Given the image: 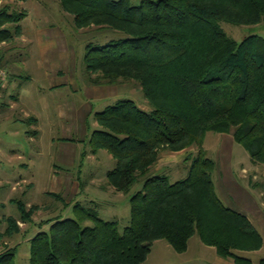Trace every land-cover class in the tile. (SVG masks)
I'll return each mask as SVG.
<instances>
[{
	"label": "trees",
	"instance_id": "16d2710c",
	"mask_svg": "<svg viewBox=\"0 0 264 264\" xmlns=\"http://www.w3.org/2000/svg\"><path fill=\"white\" fill-rule=\"evenodd\" d=\"M59 1L75 27L124 34L85 45L86 80L99 85L135 80L152 109L119 98L95 113L99 128L89 138L92 151L105 149L115 160L106 173L110 186L128 193L140 184L129 199L130 224L119 232L116 220L76 203L74 218L46 219L48 231L30 238L29 264H142L153 241L165 239L183 252L193 234L217 254L251 264L236 252L259 248L261 234L219 198L212 179L215 162L203 140L208 131L231 133L252 162L264 163V37L237 41L218 23H264V0ZM19 13L0 9V41L21 32L18 22L25 12ZM6 21L15 24L13 31L2 27ZM192 145L197 151L184 159L189 163L182 178L171 182L165 173L150 174L161 151ZM13 201L19 219L6 217L0 241L18 233V220L30 221L38 209ZM86 220L91 224H83ZM14 249L0 252V264H14Z\"/></svg>",
	"mask_w": 264,
	"mask_h": 264
},
{
	"label": "rangeland",
	"instance_id": "374dc122",
	"mask_svg": "<svg viewBox=\"0 0 264 264\" xmlns=\"http://www.w3.org/2000/svg\"><path fill=\"white\" fill-rule=\"evenodd\" d=\"M139 2L140 0H130L131 4H138ZM0 9H4L11 15H16L21 11L28 13V18L26 17L23 21L27 30L42 25L49 27L46 22L54 23V27L57 29V33L54 34L55 40L60 43L61 40L65 39V44L54 45L57 50L65 48L64 51H54L52 56L46 54L47 48L42 43L37 51L35 46L31 47L17 42L15 36L8 39L7 44L2 46L3 50L10 47L5 56L9 60L11 72L19 74L28 72L30 74L29 80L31 81L23 78L22 82L26 81L24 83H27V89H31L32 107L39 112L41 108L47 107V112L51 114V121L44 120L41 123V133L35 145L38 155L32 157L37 169V177L27 181L32 183L31 186L27 187V183L22 181V185L15 190L11 189V185L8 184L0 188V201L4 202L3 210L1 208L0 210L5 214L0 217V232L4 231L7 226L6 217L15 216L19 218L18 210L15 204L9 202V198L22 199L24 202L38 206V209L30 215V221L20 220L18 233L4 237L0 241V252L8 245V247L15 248L14 264H29V238L39 231H48L49 223H44L48 218H74L73 206L76 203L83 207L94 208L98 216L105 220H116L119 232H122L124 227L130 224L129 199L139 189L140 184H134L128 193L116 191L108 184L106 178L107 171L115 165V160L111 154L105 149H98L93 151L97 158L89 159L90 153H85L86 151L90 152V149L92 151L86 139L87 133L89 132L90 135L92 130L99 128L98 125H92L94 124L92 114H87L88 105L85 102L87 101L85 97L97 95L98 91L103 89L102 91H107L111 98L133 100L140 109L146 112H150L152 106L144 96L139 83L135 80H119L115 85H106L104 88H94L97 86H91L92 84L86 80L83 62L85 45H99L110 40H116L124 36L122 31L95 25L77 28L74 25L73 15L62 8L59 0H0ZM39 13L45 16L37 17L36 14ZM218 23L229 37L237 41L252 34L264 37V23L235 25L222 20ZM14 25L12 21H6L2 27H7L13 31ZM51 39L53 38L50 37ZM40 41H42L41 37ZM46 57H49L50 64L53 66L62 65L61 57L68 58L66 64L68 84L64 91L59 92L62 95L52 94L47 89L37 90V86L41 85V82L46 83L44 75L45 70L48 69ZM38 61H40L42 68L38 66ZM46 77L47 80H50L55 76ZM91 89L92 91H90ZM111 98L109 104L113 103ZM72 102L74 105L76 104L77 108H74L76 112L72 114V121L66 122L70 116L57 115L56 106L58 108L59 103ZM102 108L104 107L97 106L94 110H102ZM58 110L60 113L59 108ZM40 114L45 115L46 110L41 111ZM80 122L82 126L79 125ZM84 122L85 124H83ZM88 128H90L89 131H87ZM216 135L218 134L210 132L205 144L208 148L206 155L216 163V167L212 171V179L219 197L224 200L225 193L232 191L240 203L264 204V163L252 162L248 151L240 143L235 142L233 152L235 172L233 178L227 176L225 164L227 157L231 155V142L233 140L229 133H224L220 144L218 138L216 140L213 138ZM51 138L53 142H51ZM63 138H75V140L64 141ZM56 165L60 167L58 175L53 172ZM242 166L246 168V172H242ZM81 169L83 172L78 174ZM185 171V162L182 157H179L177 162L171 165V169L159 173L167 174L169 180L173 182L182 178ZM153 173L154 165L150 168V174ZM107 185L111 187L108 190L99 188ZM46 191L57 192L62 198L53 197ZM26 208L28 209L29 206ZM83 224L90 225L91 221L86 220ZM4 241H7V244ZM187 246L183 252H177L165 239H157L153 241L146 257L147 260L145 259L146 261L144 260L142 264H190L196 251L205 253L212 263H216V259H219L214 247L202 243L197 234L191 236ZM196 246H200L202 249H197ZM240 253L254 262L264 258V249ZM227 259L230 261V258Z\"/></svg>",
	"mask_w": 264,
	"mask_h": 264
},
{
	"label": "crops",
	"instance_id": "0c3cea01",
	"mask_svg": "<svg viewBox=\"0 0 264 264\" xmlns=\"http://www.w3.org/2000/svg\"><path fill=\"white\" fill-rule=\"evenodd\" d=\"M27 15L28 13H25V15L18 22V24H20L21 26V32L19 34L14 35L16 37L15 40H17V42H21L24 45H30L31 47L35 46L37 51L40 49V45L42 43V45L47 48L46 54H49L50 56H52L54 51H64L65 48H59V50H57L54 46L57 44H61V45L65 44L64 38H63L64 40H61L60 43L58 40H55L54 34L57 33V29L54 27L55 26L54 23L46 22V24H48L47 26L49 27H45L44 25H42V26H35L27 30L25 29L24 23H23ZM36 16L42 18V16H45V15L39 13V14H36ZM40 37L42 38V41H40ZM50 37L53 39L50 40ZM8 39H3L0 41V67L5 68L8 73L6 79L0 84V188L5 187L8 184V185H11V189L15 190L18 186L22 185V181L27 183L26 185L27 187H30L32 183L27 182V181L31 179H35L37 177V169L35 168V164L32 161V157L35 156L36 154L38 155L35 145L41 133V123L44 120H46L47 122L51 121V114L47 112V109H46L47 107H43L40 110V112L46 110L45 115H41L37 109L32 107V97H31V92H30L31 89L29 88L27 89V86H26L27 83L26 84L24 83L26 81L22 82L23 78H27L29 80L30 74L28 72H25V74L11 72L10 70L11 67L9 66V60H7L5 56L6 51L10 47H8L5 50H3V47H2L3 44H7L6 42L8 41ZM61 59H62L61 66H53L50 64L49 57L45 58V61L48 66V69L45 70L44 72L46 83L41 82L40 83L41 85L37 86L38 91H40V89H47L49 92H52V94L62 95L59 92L61 90L64 91L65 90L64 88H67L66 85L68 84V77H67L68 70L66 66L68 62L67 60L68 58L66 57L64 59V57H61ZM38 66L42 68L40 61H38ZM46 76H51V77L55 76V77L51 78L50 80H47ZM106 85L110 86V85H115V84H101V85L92 84L91 86H97L94 88H104V86ZM34 89H36V87H34ZM102 90L103 89H100L97 95L85 97V99L87 100L85 102L88 105L87 114L89 115L92 114L94 118V121H93L94 124L92 125L99 126L98 121L95 117V113L101 110H94L95 107L101 106L105 108L107 105H109V101L111 97L108 96L107 91H105L106 92L105 93ZM90 91H92V89ZM111 99H113V102H115L118 98H111ZM58 106H59L58 108L60 109V113L56 106L57 115L61 114L62 117L70 116L69 119L67 120L65 119L66 122H69L71 118L73 117L72 114L76 112L74 110V108L76 107V104L74 105L73 102L63 103V104L59 103ZM104 108H102V110ZM61 116L59 117L62 119ZM68 124L71 125V123H68ZM83 124H85V122ZM79 125H81V122L79 123ZM89 130L90 128L87 129V131ZM92 131L90 132V135ZM210 132H214V131L206 132L204 136V140H203V148L206 153L208 151V148L205 142ZM88 133L86 135V139L88 140V143H89L90 135ZM215 134H218V135L214 136L213 138L215 140L216 138H218L217 140L221 144L224 133L215 132ZM229 134L231 135L233 141L231 142V152H230L231 155L227 157V161L225 164V169H226L225 172L227 173V176L233 178L234 172H235L234 170L235 161L233 157V152L235 148L234 144L236 141L234 140L232 134L231 133ZM62 140L72 141V140H75V138H63ZM51 142H53L52 138H51ZM196 151H197V147L195 145H192L190 147H187L185 149H181L178 151L163 150L161 154L159 155L157 162L154 164L153 174H158L161 171L171 169V165L176 163L179 157H182V160H184L187 156L189 157L190 155L195 154ZM85 153H90L89 159L97 158L95 156L96 153L91 151V149H90V152L86 151ZM188 163H189V160L185 162V165ZM54 167L55 168H53V172L55 175H58L60 167L57 165ZM215 167H216V163H215ZM241 169H242V172L247 171L246 168H244L243 166L241 167ZM81 172H83L82 169L78 171V174ZM71 179H74V178L71 177ZM107 186L106 187L101 186L99 188L101 190H105V189L108 190L109 188H111ZM226 191H229V190H226ZM46 193L51 196L52 194L60 195L59 193L53 192V191H46ZM224 196H225L224 200H222L219 197L222 200V202L226 206L233 208L243 213L244 215H246L247 218L253 223V225L260 232L261 237H262V244L259 248L255 250H249V251L239 250L236 253L238 255H241L242 257H245L240 252H254V251H260L261 249H264V204L258 205V203L257 204L256 203H253V204L240 203L237 200L238 198L232 191L225 193ZM60 198H62L61 195H60ZM13 199L17 200L18 198H9V202L15 204L16 206V203L13 201ZM25 203L27 206H30L33 204V203L30 204L27 202ZM2 207H4V202L0 201L1 210H3ZM1 210H0V217H3L5 214ZM16 218L19 219L18 217ZM18 224L19 225L21 224L20 220H18ZM189 240H188V245H189ZM4 243L7 244V241H4ZM196 248L200 249L201 247L196 246ZM217 256H219V259H216V263L214 262L212 263L210 262L209 258L205 255V253L203 254V252L201 251H196L195 257L193 258V261L190 264H238L233 260L232 257H223L219 254H217ZM227 258H230L229 259L230 261H227L228 260ZM245 258H248V257H245ZM250 261H251V264H261V261H264V258H260L258 262H254L251 259Z\"/></svg>",
	"mask_w": 264,
	"mask_h": 264
},
{
	"label": "built area",
	"instance_id": "2783aa9c",
	"mask_svg": "<svg viewBox=\"0 0 264 264\" xmlns=\"http://www.w3.org/2000/svg\"><path fill=\"white\" fill-rule=\"evenodd\" d=\"M7 71L6 69L0 67V84L6 79L7 77Z\"/></svg>",
	"mask_w": 264,
	"mask_h": 264
}]
</instances>
